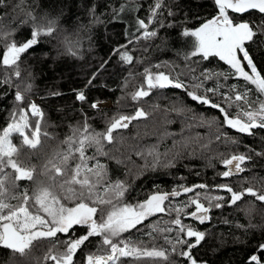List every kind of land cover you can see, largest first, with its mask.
<instances>
[{
  "label": "trees",
  "instance_id": "trees-1",
  "mask_svg": "<svg viewBox=\"0 0 264 264\" xmlns=\"http://www.w3.org/2000/svg\"><path fill=\"white\" fill-rule=\"evenodd\" d=\"M161 2L162 8L149 22L155 0H4L0 5V52L5 43L13 39L19 43L30 38L34 25L47 27L48 21H54V31L40 37L37 45L22 54L20 79L11 76V84L2 83L10 70L0 66V128L6 126L14 110L15 85L20 84L21 89L24 84L30 85L31 90L24 93L25 104L30 98L38 97L44 113L42 130L54 132L60 139L53 148L41 149L38 157L30 160L21 157L27 164L42 165L55 152L64 149L62 141L85 120L96 131H103L108 118L134 114L135 107H143L148 112L147 118L133 120L127 129L118 130L114 133V142L103 145L107 155H96L107 170L108 181L124 182L128 186L124 200L132 204L143 202L156 192L171 193L181 186L208 185V189L197 191L223 197L219 201L222 207L211 208L210 219L204 224L185 214L194 211V206L185 208L180 216L185 225L206 233L205 240L191 250L192 255L198 264H249V257L260 255L259 245L264 244V202L245 194L236 204H231V194L216 186L227 184L237 192L252 187L258 194L264 193V129H254L252 135L238 133L221 124L222 114L217 109L193 101L184 89L153 90V94L139 104L130 99V93L143 83L145 68L180 76L189 85L203 72L230 71L218 57L184 59L192 50L193 38L184 37L183 31L195 30L215 16L218 10L214 0ZM169 12L172 15H168ZM242 18L258 26L264 21V14L251 11L242 14ZM141 19L148 25L147 29L138 30L137 21ZM144 31H155L157 35L145 39ZM8 33L11 35H6ZM129 40L132 43L129 44ZM121 45H126L132 55L131 64L122 62L115 54L114 50ZM250 54L264 75V35L250 45ZM158 64L160 68L155 67ZM187 66L195 72L187 74ZM218 82L225 86L237 85L239 90L245 87L242 79L232 76L228 80L221 77ZM216 83L215 78L205 80L198 94ZM248 87L253 89L250 99H264L254 91V85ZM221 90L227 92L228 88ZM81 91L86 97L83 102L76 98ZM209 96L219 102L218 96L210 93ZM104 98L114 100L115 106L108 110L90 106ZM13 143L18 144L19 140L14 137ZM87 154H95V149L89 148ZM239 154L251 157L242 165L245 171L228 178L220 176L219 173L226 170L223 159ZM20 184L19 191L30 188V182ZM192 195L181 193L170 197L165 204L170 208L182 207ZM203 202L207 206V202ZM175 216V212L156 214L144 221L139 231L133 229L122 234L121 239L144 247L168 248L173 264H189L186 258L171 253L170 246L164 243L163 235L172 240L188 239L170 223ZM157 222L160 227H172L174 231L159 235L152 232L150 226ZM85 232V226H76L71 238ZM58 237L59 241H65L69 235L58 234ZM102 239V236L91 237L77 251L74 264H85L89 254H104L107 247L102 245ZM48 247L49 242H42L24 257L0 247V264H53L44 260ZM176 247L178 252L185 249L184 245ZM55 251H63V248L58 244ZM116 264L165 262L121 257Z\"/></svg>",
  "mask_w": 264,
  "mask_h": 264
},
{
  "label": "snow or ice",
  "instance_id": "snow-or-ice-1",
  "mask_svg": "<svg viewBox=\"0 0 264 264\" xmlns=\"http://www.w3.org/2000/svg\"><path fill=\"white\" fill-rule=\"evenodd\" d=\"M3 4L4 0H0V5ZM214 5L218 10L215 16L195 30L183 31L184 37L193 38L192 50L185 54L184 59L190 61L199 56L202 60H208L209 57H218L229 66L230 71L203 72L199 77H194L189 85L180 76L145 68L142 74L143 83L130 93V99L139 104L152 95L153 90L184 89L193 101L217 109L222 114V125L235 129L238 133L252 135L254 129H264V99H250L249 93L253 89L248 85H254V91L264 97V75L258 70L250 54V45L256 42L258 36L264 35V21L257 26L252 21L243 19L242 14L251 11L264 14V0H214ZM161 8V0H155L150 9L149 22L152 17L157 16ZM120 11H123V7ZM168 15L172 13L169 12ZM137 24L138 30L148 27L142 19ZM53 31L54 21H48L47 27L34 25L30 38L25 41L18 43L13 39L5 43L3 51L0 52V66L10 70V75H6L2 83L11 84V76L21 78L22 54L37 45L40 37L49 36ZM156 35L155 31L143 33L145 39ZM128 43L132 41L129 40ZM126 49V45H121L114 52L122 62L131 64L133 57ZM155 67L160 68L161 65ZM187 67V74L195 72L194 68ZM229 76L242 79L245 82L244 90H239L237 85L225 86L218 82L221 77L228 80ZM213 78L217 81L215 86L205 88L198 94L199 89L204 87L205 80ZM15 87L17 91L14 96V110L10 112L6 126L0 128V247L10 250L13 255L24 257L33 248L47 241L50 247L44 255L45 261L50 260L53 264H74L77 251L91 237L102 236V245L107 247L106 252L89 254L86 264H116L121 257H143L173 264L168 248L155 245L144 247L121 239V236L133 229L139 231V226L149 217L175 212L176 216L170 223L188 239L177 237L172 240L163 235L164 243L170 246L171 253L186 258L189 264H198L191 250L205 240L206 233L191 225H185L180 219L181 213H184L185 208L194 206V211L185 214L204 224L210 219L208 214L211 208L222 207L219 201L223 197L197 191L209 187L206 184H197L191 187L181 186L180 190L174 189L171 193L156 192L143 202L128 203L124 200L128 186L120 181L109 182L105 166L96 159V155H107L103 145L105 142H114V133L127 129L133 120L147 118L148 112L143 107H135L134 114H119L108 118L103 131H96L85 120L62 141L65 146L62 151L55 152L42 165L27 164L21 157L29 160L33 156L38 157L43 145L42 137H52L46 130H42L43 111L34 102L25 104L24 93L31 90L30 85L24 84L22 89L20 84ZM224 87L228 88L227 92L221 90ZM209 93L213 97L218 96L219 102L213 100ZM76 98L81 102L86 100L83 91ZM90 106L98 109L100 102H94ZM230 108L238 111L232 113L228 110ZM14 137L19 140L18 144L13 143ZM220 138L217 136V139ZM89 148H94L95 154L88 155ZM250 159V156L244 154L223 159L226 170L219 175L228 178L244 172L242 165ZM90 161L95 162L90 164ZM24 181L30 182V188L19 191L20 182ZM216 188L231 194V204H236L245 194L264 202V193L258 194L252 187L245 188L243 192L234 191L227 184L217 185ZM181 193L193 195L182 207L170 208L165 204L170 197L180 196ZM203 201L207 202V206ZM69 203L72 206H68ZM76 226H85L86 232L71 238V232ZM150 227L158 235L174 231L172 227H160V222ZM58 234H68L69 238L59 241ZM58 244L63 251L54 252ZM177 245H184L185 249L178 252ZM259 250L260 255L253 254L249 257V264H264V244L259 245Z\"/></svg>",
  "mask_w": 264,
  "mask_h": 264
},
{
  "label": "rangeland",
  "instance_id": "rangeland-1",
  "mask_svg": "<svg viewBox=\"0 0 264 264\" xmlns=\"http://www.w3.org/2000/svg\"><path fill=\"white\" fill-rule=\"evenodd\" d=\"M34 98H36L37 99V101L36 102H34L35 104H37V106L41 109V107H40V104H39V98L38 97H34ZM100 103H102L104 106H106V107H104L102 110H108V109H110L111 107H114L115 106V104H116V102H114V100H112V99H106V98H104V99H101V100H98ZM107 101H108V103H107ZM111 102H113V104H111ZM49 134L51 135V139H48V138H43L42 137V140H43V145H42V148L41 149H45V150H47L48 148H50L51 146V148H53V146H55V145H57L59 142H60V139H59V137H58V135L57 134H55L54 132H49ZM50 148V149H51ZM46 152H48V151H46Z\"/></svg>",
  "mask_w": 264,
  "mask_h": 264
},
{
  "label": "built area",
  "instance_id": "built-area-1",
  "mask_svg": "<svg viewBox=\"0 0 264 264\" xmlns=\"http://www.w3.org/2000/svg\"><path fill=\"white\" fill-rule=\"evenodd\" d=\"M36 101H37L36 98H30V102H36ZM107 103H108V101H107ZM111 104H113V102H111ZM104 107H106V106H104L102 103H100V107L96 110H102Z\"/></svg>",
  "mask_w": 264,
  "mask_h": 264
}]
</instances>
